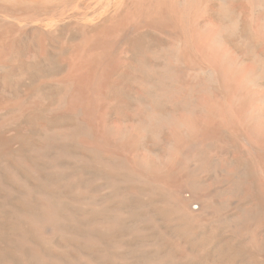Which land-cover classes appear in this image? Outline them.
Returning a JSON list of instances; mask_svg holds the SVG:
<instances>
[{"label": "bare ground", "instance_id": "6f19581e", "mask_svg": "<svg viewBox=\"0 0 264 264\" xmlns=\"http://www.w3.org/2000/svg\"><path fill=\"white\" fill-rule=\"evenodd\" d=\"M108 1L0 2V264H264V0Z\"/></svg>", "mask_w": 264, "mask_h": 264}, {"label": "rangeland", "instance_id": "374dc122", "mask_svg": "<svg viewBox=\"0 0 264 264\" xmlns=\"http://www.w3.org/2000/svg\"><path fill=\"white\" fill-rule=\"evenodd\" d=\"M5 2V0H0V2ZM7 1V0H6ZM66 2V6H65V8L67 9V10H65V8H64V10L63 11H67L65 14H64V12L62 11L61 13L62 14H64L63 16L61 15V14H59L58 16L60 17V16H62V17H60V19H59V17L57 16L55 19H53V20H55L56 22L54 23V21L53 20H50L48 17H50L49 15H43L42 17L40 16V17H38L36 20L35 19H33V20H31V22L30 21H28L29 22V24H28V27L30 28V27H37V26H44L45 28H46V24H48V26H47V28H53V27H57L58 28V32H57V39H59V38H65V37H70V38H73V39H75V38H77L78 37V32H77V30L73 27V22H78V21H84V22H86L88 19H89V21L88 22H90L91 24H94L95 22L97 23V19H99V21L101 20V19H103L105 16H107V15H109L114 9H116V7H114L115 6V4L113 3V2H110L109 3V1L108 0H65ZM72 1V2H71ZM100 3H99V2ZM73 3H75V4H73ZM77 3H79L78 5L81 7V8H79L78 7V5H77ZM106 3H108V4H106ZM245 2H244V0H236L235 2H234V6H235V8H236V10H239L238 11V13L242 16V18H243V20L245 21V23H246V27H245V31H250V24H249V17H248V10H247V5H246V3L244 4ZM70 4H72V5H70ZM92 4H93V6H92ZM104 5V6H102L101 7V5ZM111 4H113L112 6H111ZM107 5H108V7L109 6H111V7H109V8H107ZM87 6V7H86ZM77 7V8H76ZM94 7V8H93ZM100 7V8H99ZM246 7V8H245ZM103 8H105V10L103 9ZM112 8V9H111ZM219 8H220V0H214L212 3H211V11L208 13V15L206 16V21H208V20H210V19H212V18H215V17H222V14L220 15V11H219ZM69 9V10H68ZM71 9V10H70ZM108 9V10H107ZM75 10V11H74ZM85 11H86V13H85ZM110 11V12H109ZM104 12V13H103ZM106 12V13H105ZM108 12V13H107ZM241 12V13H240ZM4 13V12H3ZM2 12H0V18H6V19H10V20H13L12 19V17H8L7 15V13L6 14H3ZM91 13V14H90ZM97 13H99V14H97ZM102 13V14H101ZM243 13V14H242ZM82 14V15H81ZM88 14V15H87ZM246 14V15H245ZM4 15H6L5 17H4ZM80 15V16H79ZM85 15H87V16H85ZM90 15H92V19H94V20H92L89 16ZM100 15H103V16H100ZM45 16V17H44ZM76 16V17H75ZM95 16L97 17V19L95 18ZM44 17V19L45 20H43V21H41V19ZM64 17H65V19H64ZM79 17V18H78ZM80 17L81 18H83V19H81L80 20ZM89 17V18H88ZM40 18V19H39ZM48 18V19H47ZM59 19V21L58 20H56V19ZM85 18H88V19H85ZM73 19V20H72ZM76 19V20H75ZM79 19V20H78ZM85 19V20H84ZM90 19L92 20V21H90ZM40 20V21H39ZM96 20V21H95ZM17 21V20H16ZM36 21V22H35ZM45 21H47V22H45ZM51 21V22H50ZM71 23H70V22ZM94 21V22H93ZM98 21V22H99ZM43 22V23H42ZM66 22H68V23H66ZM45 23V24H44ZM53 23H54V26H53ZM66 23V24H65ZM22 25L23 24H25V21H23L22 23H21ZM51 24H52V26L53 27H51ZM69 24H70V26H69ZM60 25L62 26V27H60ZM71 27V28H70ZM74 29H73V28ZM59 30H61V31H59ZM73 30V31H72ZM71 32V33H70ZM75 35H74V34ZM73 34V35H72ZM76 34H77V36H76ZM29 35V36H28ZM66 35V36H65ZM150 35H152V36H150ZM25 36V37H24ZM72 36H74V37H72ZM148 37H146V39H148V40H152V42H156V43H158V42H166V38H164V37H162V36H159V35H153V33H151V34H148L147 35ZM158 36V37H157ZM150 37V38H149ZM151 37L153 38V39H155L156 41H153V39H151ZM31 33L30 32H25V33H23V35H21V37L19 38V40H18V45H19V48H20V50H21V54H22V60L25 62V63H27V61H28V63H29V61H30V59H32V54H33V51H34V46H33V44H32V42H31ZM233 39V40H232ZM230 41L234 44V45H237V43H238V41H237V39L236 38H231L230 39ZM58 45V44H57ZM32 50V51H31ZM32 52V53H31ZM28 56V57H27ZM29 56L31 57L30 59H29ZM27 59H29V60H27ZM26 60V61H25ZM49 64H50V66H49ZM56 65H54L53 63H49V62H46V61H44V62H42L41 63V67L43 68L42 70H44L45 71V69H46V71L48 72V71H52V69L53 70H59V68H61L59 65L60 64H58V63H55ZM45 65V66H44ZM48 65V66H47ZM46 67V68H45ZM51 67H52V69H51ZM54 67H55V69H54ZM57 67V68H56ZM45 68V69H44ZM47 68H48V70H47ZM45 71V72H46ZM46 72V73H47ZM1 74V73H0ZM120 83V84H119ZM116 85H117V87H119L118 88V94H115V96H117L118 95V97H120L121 95H122V97H121V99H122V101L121 102H124V104H126V105H129V102H130V104H132V99L130 98L131 97V92L130 91H132V90H129V89H132L131 87H133V85H132V82H130L129 80H128V78H126V77H123V76H120V77H118L117 78V80H116ZM123 86H125L126 88H124ZM128 86H131V87H128ZM123 91H122V90ZM126 91H128V92H126ZM49 91V90H48ZM120 91H121V93H120ZM127 94V95H126ZM125 99H127V100H125ZM131 100H130V99ZM128 99H129V101H128ZM112 113H110V117H111V120H113V121H118L119 119H122V115L119 113V111L118 110H116V109H114V110H112L111 111ZM0 195H2V194H0ZM1 198H2V196H1ZM16 201V200H15ZM14 203H16V202H14ZM5 225V226H4ZM11 229H12V227H11V224H10V221H8V223H7V225L6 224H3V221H2V217H1V208H0V238H3V235L4 234H7V233H9V232H11ZM125 233H129V231H125Z\"/></svg>", "mask_w": 264, "mask_h": 264}]
</instances>
